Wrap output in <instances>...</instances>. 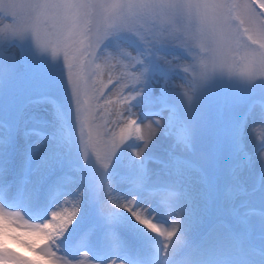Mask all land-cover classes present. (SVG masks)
<instances>
[{"label": "snow or ice", "instance_id": "1", "mask_svg": "<svg viewBox=\"0 0 264 264\" xmlns=\"http://www.w3.org/2000/svg\"><path fill=\"white\" fill-rule=\"evenodd\" d=\"M0 264H264V0H0Z\"/></svg>", "mask_w": 264, "mask_h": 264}, {"label": "rangeland", "instance_id": "2", "mask_svg": "<svg viewBox=\"0 0 264 264\" xmlns=\"http://www.w3.org/2000/svg\"><path fill=\"white\" fill-rule=\"evenodd\" d=\"M23 240V238H21ZM9 247L14 249L16 252L28 257L29 259H34L33 253L28 249L26 243L9 241Z\"/></svg>", "mask_w": 264, "mask_h": 264}]
</instances>
